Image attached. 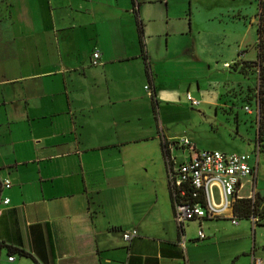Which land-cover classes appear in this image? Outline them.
<instances>
[{"label": "crops", "instance_id": "1", "mask_svg": "<svg viewBox=\"0 0 264 264\" xmlns=\"http://www.w3.org/2000/svg\"><path fill=\"white\" fill-rule=\"evenodd\" d=\"M205 3L221 37L235 19L208 0L0 1V264H203L189 243L213 219L189 222L183 237L161 171L191 151L167 154L176 139L144 119L161 130L159 111L188 92L222 105L211 76L237 60L202 38Z\"/></svg>", "mask_w": 264, "mask_h": 264}, {"label": "rangeland", "instance_id": "2", "mask_svg": "<svg viewBox=\"0 0 264 264\" xmlns=\"http://www.w3.org/2000/svg\"><path fill=\"white\" fill-rule=\"evenodd\" d=\"M208 1L220 3L221 7H224V12L229 10L227 15L231 14L235 22H229L230 25L226 26L224 18L222 26L224 31L220 30L221 37L216 36V33H219L215 27L219 25L218 19L206 21L207 16L204 9L208 6L205 5L211 7L212 4L205 3L201 7L200 16L204 30L202 38H207L210 45H212V40H217L215 50L222 49L224 53L226 52L225 54L234 53L235 59L242 63L239 68H236L235 61L231 63L232 65L230 64L232 66L230 69L226 68L224 61L217 62L215 74L211 78L223 84L221 88L224 95L223 103L216 111L215 108H210L208 105L193 106L187 98L179 108L176 106L175 112H169L174 108L167 105L163 107L162 114L159 111L158 119L164 122V126L161 124L162 128L159 126L161 130L158 129V121L155 116L150 118V122L147 118L144 119L145 127L151 128V131L158 134L157 136L162 135L165 128L168 137L176 139L177 142L181 138H187L198 149L251 155V164L256 170V176L252 183H248L243 188L241 193L247 194L249 197V192L252 190L253 198H257V193L264 197V141L260 143L262 150H258L259 66L256 62L250 69L246 67L247 71L242 70L245 61H257L258 59V26L262 0ZM216 8H219V5ZM1 13L3 15V12ZM252 20L254 24L251 25L248 32L246 23L249 21L252 24ZM236 28L237 34L234 42L235 40L237 42L231 51V34ZM246 105L253 109L252 113L246 110ZM158 139L159 142H154L156 145L160 143V138ZM159 148L162 152V148L160 146ZM152 153L156 154L157 149ZM180 153L181 151L178 150L177 154L180 155ZM161 171L165 172L168 184V171L165 163H163ZM263 206L264 202H262ZM208 223L210 224L205 225L208 239L189 243L191 259L194 256L201 258L203 264H255V261L260 264L264 263V225H261L264 223L263 218L255 226L252 218L245 217H239V224L233 223L230 219L208 220Z\"/></svg>", "mask_w": 264, "mask_h": 264}, {"label": "built area", "instance_id": "3", "mask_svg": "<svg viewBox=\"0 0 264 264\" xmlns=\"http://www.w3.org/2000/svg\"><path fill=\"white\" fill-rule=\"evenodd\" d=\"M101 55V51H95V64L100 62ZM187 97L193 106L201 104V100L191 92L187 93ZM245 108L249 113L253 112L249 105ZM179 140V142L170 141L169 148L178 144L190 150L191 154L180 162L169 155L168 181L175 205V218L183 237L189 222L195 220L227 218L239 224V216L235 213L234 206L239 199L247 197V194L241 192L256 176V170L251 164L252 156L245 153L198 149L187 138ZM11 186V180H5L4 187ZM249 193V197H252L253 191ZM9 202L10 198H6L5 203ZM252 220L254 226L258 224L256 216H253ZM134 234L136 232H126L125 237L131 241ZM198 238H207L202 228L198 231ZM14 258L13 255L10 260ZM254 263L260 264L257 261Z\"/></svg>", "mask_w": 264, "mask_h": 264}, {"label": "trees", "instance_id": "4", "mask_svg": "<svg viewBox=\"0 0 264 264\" xmlns=\"http://www.w3.org/2000/svg\"><path fill=\"white\" fill-rule=\"evenodd\" d=\"M136 1L137 0H134L135 4H136ZM137 13H138L140 41H141L144 53H146L144 22H143L140 12L137 11ZM258 32H259L258 59L257 61H245L244 65L242 66L243 67L242 70L247 71L246 67L251 68L253 66V63H256V62L259 66L260 84H259V91L257 95L258 105H259V110H260L259 128H258V141H259L258 150L261 151L262 146L260 143L264 141V0H262V5H261V14H260ZM241 64L242 63L240 61H236L235 67L239 68ZM165 146H166L165 151L168 154L169 142ZM167 162L169 164L168 158H167ZM170 190H171V187H170ZM171 194H172V191H171ZM262 202H264V197H262L259 193H257V198L246 197L243 199H239L235 203V206H234L235 213L239 217H245V218H252L253 216H256L258 218V222H261V219L262 218L264 219V206L262 207ZM261 225H264V223H261Z\"/></svg>", "mask_w": 264, "mask_h": 264}]
</instances>
